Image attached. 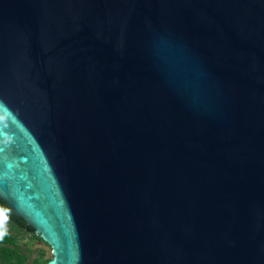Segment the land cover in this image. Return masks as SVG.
<instances>
[{
    "label": "water",
    "instance_id": "95a60500",
    "mask_svg": "<svg viewBox=\"0 0 264 264\" xmlns=\"http://www.w3.org/2000/svg\"><path fill=\"white\" fill-rule=\"evenodd\" d=\"M0 200L45 264H264V0H0Z\"/></svg>",
    "mask_w": 264,
    "mask_h": 264
},
{
    "label": "trees",
    "instance_id": "16d2710c",
    "mask_svg": "<svg viewBox=\"0 0 264 264\" xmlns=\"http://www.w3.org/2000/svg\"><path fill=\"white\" fill-rule=\"evenodd\" d=\"M32 240L41 241L33 229L0 200V264H45L49 258L44 257L43 249H38L31 257L33 250L28 242Z\"/></svg>",
    "mask_w": 264,
    "mask_h": 264
},
{
    "label": "rangeland",
    "instance_id": "374dc122",
    "mask_svg": "<svg viewBox=\"0 0 264 264\" xmlns=\"http://www.w3.org/2000/svg\"><path fill=\"white\" fill-rule=\"evenodd\" d=\"M28 247L31 250H33V253L31 255V257L36 254L38 249H43L44 250V252H45L44 257L45 258H50V256H51L50 255V248L46 244L42 243L41 241H38V240L29 241L28 242Z\"/></svg>",
    "mask_w": 264,
    "mask_h": 264
}]
</instances>
